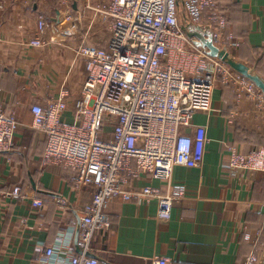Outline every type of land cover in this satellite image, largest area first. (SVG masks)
Returning a JSON list of instances; mask_svg holds the SVG:
<instances>
[{"label": "crops", "instance_id": "1", "mask_svg": "<svg viewBox=\"0 0 264 264\" xmlns=\"http://www.w3.org/2000/svg\"><path fill=\"white\" fill-rule=\"evenodd\" d=\"M78 1L0 0V108L21 124L15 147L0 152V264H37L38 247L53 245L59 237L76 248L78 211L92 199L90 190L77 188L72 169L45 162L46 138L33 128L31 112L33 105L63 95L68 104L63 121L72 123L87 74L78 49L83 44L102 47L110 37L99 25L88 37L60 29L68 5L78 14ZM209 14L224 18L226 36L232 37L215 43L264 79V0H215L204 26ZM41 16L48 26L44 45L36 47L30 42ZM179 18L181 26L189 23L182 6ZM89 21L90 16L83 20L84 30ZM193 125L207 130L201 166H176L169 181L146 174L129 178L132 187L174 195L171 219L158 218L155 199L114 200L107 207L111 230L98 233L93 243L100 262L105 261L101 264H152L155 258L173 264H243L254 248L264 254V172L228 167L233 152L249 154L264 147V100L220 76L212 111L197 112ZM15 187L22 189L24 199L11 195ZM36 199L44 202L43 208L32 206Z\"/></svg>", "mask_w": 264, "mask_h": 264}, {"label": "built area", "instance_id": "2", "mask_svg": "<svg viewBox=\"0 0 264 264\" xmlns=\"http://www.w3.org/2000/svg\"><path fill=\"white\" fill-rule=\"evenodd\" d=\"M214 1L79 0L76 16L72 5L65 9L60 24L64 33L87 36L99 25L107 28L110 37L102 47L83 44L78 49L87 74L82 96L74 104L72 123L63 121L68 109L63 95L31 107L33 128L46 138L45 162L72 169L77 188L92 192L91 201L78 211L77 245L82 252L64 245L59 237L53 245L38 247L37 264H101L99 257L89 254H95L96 235L111 230L107 207L114 200L142 203L155 199L158 218L164 222L171 219L174 195H162L149 186L132 187L129 178L146 174L169 181L174 167L198 168L203 164L207 130L195 127L193 118L197 112L212 111L220 76L239 84L253 98L264 100L254 83L197 48L182 31L180 6L190 23L204 26L206 12L213 8ZM87 16L89 27L84 30ZM208 18L215 40L232 39L226 36L224 18L217 14H209ZM47 26L41 16L32 46L44 45ZM175 58L184 66L175 65ZM20 126L14 116L0 108V152L15 147ZM228 167L233 171L264 172V147L249 154L233 152ZM11 195L25 198L20 187H15ZM59 203L67 206L63 200ZM32 206L41 209L44 202L36 199ZM152 264L173 263L155 258ZM243 264H264V254L259 255L254 248Z\"/></svg>", "mask_w": 264, "mask_h": 264}, {"label": "water", "instance_id": "3", "mask_svg": "<svg viewBox=\"0 0 264 264\" xmlns=\"http://www.w3.org/2000/svg\"><path fill=\"white\" fill-rule=\"evenodd\" d=\"M181 29L197 48L205 50L210 57L223 61L231 69L250 80L260 89L264 97V79L248 65L234 60L226 47H219L215 43L214 31L211 26H203L189 22L188 24L182 25ZM76 249L78 253L82 252L77 245V240ZM89 256L98 257L95 254H89ZM101 262L105 261L101 260Z\"/></svg>", "mask_w": 264, "mask_h": 264}, {"label": "rangeland", "instance_id": "4", "mask_svg": "<svg viewBox=\"0 0 264 264\" xmlns=\"http://www.w3.org/2000/svg\"><path fill=\"white\" fill-rule=\"evenodd\" d=\"M100 29H102V32H103L102 34H106V33L108 32L107 28H104V27L101 28V27H100ZM222 78H223V77H222Z\"/></svg>", "mask_w": 264, "mask_h": 264}]
</instances>
